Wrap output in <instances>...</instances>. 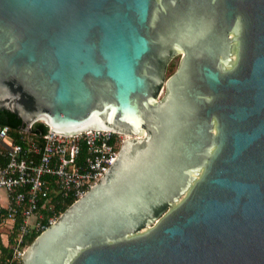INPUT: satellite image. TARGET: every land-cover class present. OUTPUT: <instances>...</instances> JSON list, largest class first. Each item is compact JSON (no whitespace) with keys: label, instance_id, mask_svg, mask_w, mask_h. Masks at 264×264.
<instances>
[{"label":"water","instance_id":"1","mask_svg":"<svg viewBox=\"0 0 264 264\" xmlns=\"http://www.w3.org/2000/svg\"><path fill=\"white\" fill-rule=\"evenodd\" d=\"M0 110L127 135L22 264H264V0H0Z\"/></svg>","mask_w":264,"mask_h":264},{"label":"built area","instance_id":"2","mask_svg":"<svg viewBox=\"0 0 264 264\" xmlns=\"http://www.w3.org/2000/svg\"><path fill=\"white\" fill-rule=\"evenodd\" d=\"M47 129L39 137L22 134V141L16 143L8 127L0 126V142L5 145L0 189L8 198L6 206L0 205V210L6 209L5 216L0 212V224L12 229L19 208L21 216L14 241L8 254L0 256V264H22L26 237L42 232L57 217L52 206L44 217L38 212L40 205L44 207L57 195L80 198L104 176L122 141L121 133L107 129L87 128L75 134Z\"/></svg>","mask_w":264,"mask_h":264},{"label":"trees","instance_id":"3","mask_svg":"<svg viewBox=\"0 0 264 264\" xmlns=\"http://www.w3.org/2000/svg\"><path fill=\"white\" fill-rule=\"evenodd\" d=\"M170 73V71L168 70L167 72V76L170 75L168 74ZM11 115L9 113L8 110H0V126H7L8 127V134L9 136L12 137L14 142H20L22 141V134L28 135L30 137H39L41 135H43L44 133H46L48 131V127L40 122V121H36L34 123H32L30 125V129L34 130V132H30V131H25V129H21V128H15L13 127L11 124ZM5 145L2 144L0 142V165H3L5 163V158L3 157L2 153L4 151ZM75 201V198L72 197H59L57 196H53V198L50 200V202H48L44 207H42L40 205V209L38 212H42L44 214V217L47 215L48 209L50 206L54 207L56 209V214L59 215L62 211H64L66 208H68L73 202ZM20 208L17 210L16 214H15V219L13 222V226L11 229V233L9 235V243L6 246H3L2 241H1V237H0V252H1V257L8 254L9 252V245H11L14 241V238L16 236L17 233V225L21 220V216H20ZM0 212L2 213L3 216L6 215V209L2 208V210H0ZM40 232L37 233H32L29 236L26 237L25 240V244L30 245L33 240L37 237V235Z\"/></svg>","mask_w":264,"mask_h":264},{"label":"rangeland","instance_id":"4","mask_svg":"<svg viewBox=\"0 0 264 264\" xmlns=\"http://www.w3.org/2000/svg\"><path fill=\"white\" fill-rule=\"evenodd\" d=\"M178 62H179L178 57H174L173 61L170 63V65L168 67V70L170 71V73H168V74H171L176 69V67L178 65ZM168 70H167V72H168ZM120 135L122 137V140L125 137H127V135L123 134V133H121ZM6 140H8V138ZM5 232L7 234H10V231H9L8 227L6 225H4V224H0V237H1L2 234H5Z\"/></svg>","mask_w":264,"mask_h":264},{"label":"crops","instance_id":"5","mask_svg":"<svg viewBox=\"0 0 264 264\" xmlns=\"http://www.w3.org/2000/svg\"><path fill=\"white\" fill-rule=\"evenodd\" d=\"M7 204H8V198L6 196V193L4 192V190L0 189V205L6 206ZM9 231L11 233V229H9ZM9 235L10 234H7L6 232H5V234L1 235V241H2L3 246H6L8 244ZM0 254H1V252H0Z\"/></svg>","mask_w":264,"mask_h":264},{"label":"flooded vegetation","instance_id":"6","mask_svg":"<svg viewBox=\"0 0 264 264\" xmlns=\"http://www.w3.org/2000/svg\"><path fill=\"white\" fill-rule=\"evenodd\" d=\"M175 57H178L179 58V55H177V56H175ZM174 58V57H173ZM173 58H172V60L170 61V63L173 61ZM170 63H169V65H170ZM169 65H168V67H169ZM167 70H168V68H167Z\"/></svg>","mask_w":264,"mask_h":264}]
</instances>
